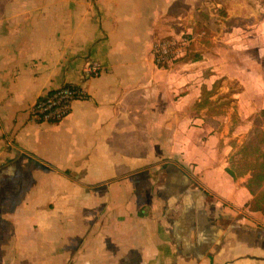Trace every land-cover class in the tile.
Instances as JSON below:
<instances>
[{"label":"crops","instance_id":"crops-1","mask_svg":"<svg viewBox=\"0 0 264 264\" xmlns=\"http://www.w3.org/2000/svg\"><path fill=\"white\" fill-rule=\"evenodd\" d=\"M251 1L0 0V264H264V214L227 170L264 109L251 57L223 54L255 42ZM167 40L182 52L158 64ZM222 77L242 86L237 130L202 105ZM70 83L89 98L31 118Z\"/></svg>","mask_w":264,"mask_h":264},{"label":"rangeland","instance_id":"rangeland-1","mask_svg":"<svg viewBox=\"0 0 264 264\" xmlns=\"http://www.w3.org/2000/svg\"><path fill=\"white\" fill-rule=\"evenodd\" d=\"M251 9L252 10H249L245 13L248 15V17L246 18L247 23H250L251 25L255 23L257 24L256 26H252L250 28L251 33L253 32L254 35H256V37H254V39H256L255 42L249 45V47L244 46L245 48L232 47L231 51L225 50L223 51V54L224 57L227 58L226 56L230 57V54L239 55V53L241 52H246L248 56L251 57L250 60L248 59L249 60L248 62H250L253 67L257 68L258 73L256 71L257 75L251 77L250 85L252 90L257 91V93L259 92L262 93V100H263L264 99V0H252ZM220 15L222 14L220 13ZM219 19L222 20V23L219 21L217 22L221 24V26L218 28L219 30L218 32H221V35H223L222 37H225L224 36L225 33L233 31L231 25L238 23L241 24L243 22H246L244 20H237L236 18L233 21L231 20L226 21L225 19H222V17H220ZM259 20L262 21L261 27L258 25ZM213 28H215V26H213ZM234 34L240 36L242 34V30L235 29ZM259 34L262 35L261 36L262 38H258ZM213 35L216 36L218 35V33L217 32H214L213 34L208 33L206 36H203V41H207L209 45H213L215 47L217 46V43H222L224 46L228 44V42L223 41V39H219L215 43L212 42L214 41V38H212ZM219 48H221L220 45ZM241 90H242V86L236 78L228 79L227 77H222L216 82V86L214 90L205 92L202 99V105L205 108H208L207 110L210 114H212V116L221 117L222 115H225L227 112H229V114L232 116V122H234L232 128L237 130L235 126H237L236 124L240 120V116H239L240 112L237 105V94ZM262 110L251 116V119L253 121V127L249 131V133H247L245 137L237 136L235 139L232 140V144H233V150L231 154L232 165L236 167L239 174L244 170L240 166L241 162L251 163L253 161V156H247V154L242 153L241 150L242 147L245 145V143L250 139L253 131L260 130L262 129V127L264 128V125L262 124V118L260 117L261 115H264L262 113ZM250 165L251 164H247V166ZM243 176H248V178L250 177L249 174H245Z\"/></svg>","mask_w":264,"mask_h":264},{"label":"built area","instance_id":"built-area-1","mask_svg":"<svg viewBox=\"0 0 264 264\" xmlns=\"http://www.w3.org/2000/svg\"><path fill=\"white\" fill-rule=\"evenodd\" d=\"M181 52L178 43L172 40L163 41L155 49L156 62L169 63L178 58ZM102 68L98 60L87 62L83 69V79L100 75ZM88 98L89 93L81 84H65L40 96L30 107L29 113L31 118L39 121L59 122L70 114L73 102Z\"/></svg>","mask_w":264,"mask_h":264},{"label":"trees","instance_id":"trees-1","mask_svg":"<svg viewBox=\"0 0 264 264\" xmlns=\"http://www.w3.org/2000/svg\"><path fill=\"white\" fill-rule=\"evenodd\" d=\"M194 58H200V55H193ZM264 114V109L262 110ZM262 118V124L264 125V115ZM242 153L247 156H253L251 163L241 162L240 166L244 169L239 174L236 167L232 165V157L230 158V167L228 172L235 178L249 174L250 177L247 180V187L252 194V198L248 203L250 210L261 211L264 214V128L255 130L252 132L250 139L245 143L241 150ZM255 155V156H254ZM244 156V157H247ZM238 164V162H237ZM247 164H251L247 166Z\"/></svg>","mask_w":264,"mask_h":264}]
</instances>
